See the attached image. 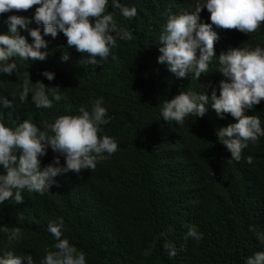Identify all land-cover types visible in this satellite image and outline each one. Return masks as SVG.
I'll list each match as a JSON object with an SVG mask.
<instances>
[{"label": "trees", "instance_id": "obj_1", "mask_svg": "<svg viewBox=\"0 0 264 264\" xmlns=\"http://www.w3.org/2000/svg\"><path fill=\"white\" fill-rule=\"evenodd\" d=\"M119 2L137 9L131 19L113 8L111 0L107 9L119 27L132 32V39H117L107 59L85 63L88 57L68 47L59 32L55 38L44 35L45 60L13 57L19 72L0 73V96L12 99L16 93L11 107L0 105V121L14 126L13 121L29 119L43 130L44 122L54 123L69 114V105L76 115L81 106L91 110L92 102L102 97L109 122L101 125L99 135L118 142V150L99 161L95 170L58 174L49 192L24 190L23 203L0 204V255L10 250L5 229L20 227L22 239L14 243L15 253L30 254L33 264H41L46 250H55L48 224L63 217L61 238L85 253L86 264H246L250 256L264 251V242L258 239L264 234V136L249 141L239 161L229 162L231 153L219 141L217 129L237 122L234 117L221 118L211 99L203 117H186L182 124L163 120L161 108L164 99L182 91L211 97L215 90L219 95L220 81L228 78L219 70L218 57L245 45L264 47V22L250 34L216 29L219 39L209 72L199 80L191 73L177 78L167 64L158 62L159 37L168 16L194 11L196 0ZM36 7L0 14V34L9 32V16L21 15L30 18L28 29L39 28L43 35L44 26L34 20ZM210 15L205 6L200 22L211 23ZM28 29L18 31L31 43ZM45 70L55 78L48 80L42 75ZM26 78L32 87L38 80L48 89L59 86L64 99L53 101L51 108H37L29 93L22 103L19 91ZM245 115H258L264 128V100L245 109ZM57 155V166H63L65 157L49 147L40 158L41 170ZM6 171L0 166V173ZM190 226L201 239L186 238ZM165 240L176 248L175 257L168 256ZM23 264H28L26 259Z\"/></svg>", "mask_w": 264, "mask_h": 264}, {"label": "clouds", "instance_id": "obj_2", "mask_svg": "<svg viewBox=\"0 0 264 264\" xmlns=\"http://www.w3.org/2000/svg\"><path fill=\"white\" fill-rule=\"evenodd\" d=\"M111 3L113 8L121 10L124 17L131 19L136 16L135 7H125L119 0H111ZM108 5L109 0H0V14L13 10L27 11L37 6L34 20L44 26L42 35L39 28L28 29L30 18L21 15L8 17L9 32L0 34V73L12 75L19 72L17 63L11 59L13 57L45 60L48 53L41 49H46L48 42L44 35L50 34L55 38L59 32L66 36L68 47H74L88 57L85 63L96 64L98 58L107 59L117 39H132V32L119 27L114 13L107 11ZM205 6L211 14V23L200 22L199 13ZM262 22L264 0H196L194 11L168 16L159 37L161 54L158 62L167 64L168 70L177 78H185L191 73L192 79L199 80L202 74L209 72V65L215 57L214 46L219 39L216 29L250 34L257 31ZM19 28L28 29L33 38L31 43L20 34ZM68 58L67 53L62 56L65 61ZM218 61L220 72L228 78L220 81L219 95L215 90L211 97L206 93L182 91L170 100H163L161 114L167 122L182 124L186 117H203L211 99L212 108L221 118L230 114L237 121L218 128L217 136L231 153L229 162L239 161L248 142L264 136L260 117L245 115V109H251L264 100V47L245 45L230 49L222 52ZM42 75L50 81L55 78V74L47 70ZM58 88L48 89L39 80L32 87L26 78L19 91V100L22 103L27 101L29 93H32V102L37 108H51L53 101L64 99ZM15 98V92L12 99L0 96V105L9 108ZM102 105L101 97L92 102L91 110L81 106L76 115L70 113L69 105V114L60 115L54 123L44 122L43 130L29 119L13 121L14 126L0 121V166L7 170L6 174L0 173V204L6 200L23 203L24 190L40 194L49 192L57 184L55 177L58 174L95 170L99 161L113 155L118 150V142L108 135H99L101 125L109 122L107 109ZM49 147L65 157V164L57 166L60 164V155H57L41 170L40 158L47 155ZM247 162L251 163L252 158L248 157ZM19 218L23 219V216ZM63 226V217L49 222L48 231L56 240L55 250H46L41 264H86L85 253L70 244L67 238H61ZM5 231L8 232L10 250L0 255V264H23L25 259L28 264H33L30 254L17 255L14 251V243L22 239L20 227ZM160 235L165 236L166 233ZM187 237L199 240L202 234L195 226H190ZM258 239L264 242V234H259ZM164 248L170 258L176 256V248L167 240ZM246 264H264V251L250 256Z\"/></svg>", "mask_w": 264, "mask_h": 264}]
</instances>
